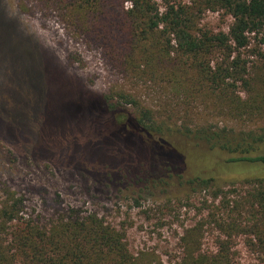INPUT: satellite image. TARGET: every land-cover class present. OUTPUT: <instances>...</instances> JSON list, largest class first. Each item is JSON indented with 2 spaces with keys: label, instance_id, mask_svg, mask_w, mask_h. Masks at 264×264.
Returning <instances> with one entry per match:
<instances>
[{
  "label": "rangeland",
  "instance_id": "1",
  "mask_svg": "<svg viewBox=\"0 0 264 264\" xmlns=\"http://www.w3.org/2000/svg\"><path fill=\"white\" fill-rule=\"evenodd\" d=\"M154 2L162 11L163 0ZM113 7L120 10L121 2ZM61 16L56 7L34 0H0V202L10 194L21 198L20 221L40 227L61 217L96 214L124 231L133 256L150 252L161 264H174L178 238L207 216L203 205L212 203L213 189L179 180L172 165L169 171L161 165V152L149 140L106 128L109 116L101 103L105 96H131L173 132L184 125L264 134V28L249 34L248 47L240 51L249 83L237 88L241 100L256 98L261 109L232 121L210 103L177 99L160 84L137 79L134 63L123 62L134 46L123 17L115 19L105 41ZM196 21L202 32L226 33L233 20L221 10H206ZM216 239V231L204 227L202 252L214 253ZM233 251L238 264H264L241 238Z\"/></svg>",
  "mask_w": 264,
  "mask_h": 264
},
{
  "label": "trees",
  "instance_id": "2",
  "mask_svg": "<svg viewBox=\"0 0 264 264\" xmlns=\"http://www.w3.org/2000/svg\"><path fill=\"white\" fill-rule=\"evenodd\" d=\"M116 1L121 2L120 10L113 7ZM34 2L56 7L70 25L85 24L87 31L105 41L115 19L123 17L131 44L134 39L123 62L134 63L137 79L160 84L177 99L210 103L232 121L247 119L261 109L256 98L241 100L237 88L245 89L249 83L240 51L248 47L249 34L264 28V0H191L189 5L163 0L162 11L154 0ZM206 10L229 15L233 21L228 32L199 30L196 20ZM260 56L264 59V54ZM101 105L109 116L106 128L140 142L149 140L148 145L161 152V165L168 171L172 165L179 180L213 189L212 203L203 205L207 216L178 238L180 251L174 264H238L233 251L237 238L264 259V134L191 130L184 125L169 131L154 120L151 108L125 94L105 96ZM240 183L245 186L241 192L236 189ZM21 214V198L10 194L0 202V264H161L154 253L130 254L124 231L105 224L96 214L61 217L49 227L20 221ZM204 227L217 233L214 253L202 252Z\"/></svg>",
  "mask_w": 264,
  "mask_h": 264
}]
</instances>
